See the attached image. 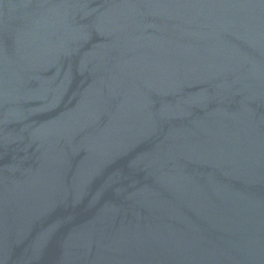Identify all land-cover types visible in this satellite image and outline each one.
Masks as SVG:
<instances>
[{"label": "water", "instance_id": "obj_1", "mask_svg": "<svg viewBox=\"0 0 264 264\" xmlns=\"http://www.w3.org/2000/svg\"><path fill=\"white\" fill-rule=\"evenodd\" d=\"M0 264H264V0H0Z\"/></svg>", "mask_w": 264, "mask_h": 264}]
</instances>
